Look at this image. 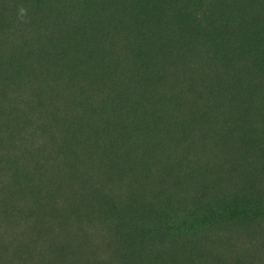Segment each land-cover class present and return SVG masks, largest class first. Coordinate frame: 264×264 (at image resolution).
I'll list each match as a JSON object with an SVG mask.
<instances>
[{"label": "trees", "instance_id": "16d2710c", "mask_svg": "<svg viewBox=\"0 0 264 264\" xmlns=\"http://www.w3.org/2000/svg\"><path fill=\"white\" fill-rule=\"evenodd\" d=\"M246 221L264 0H0V264H160ZM216 259L176 264H244Z\"/></svg>", "mask_w": 264, "mask_h": 264}, {"label": "rangeland", "instance_id": "374dc122", "mask_svg": "<svg viewBox=\"0 0 264 264\" xmlns=\"http://www.w3.org/2000/svg\"><path fill=\"white\" fill-rule=\"evenodd\" d=\"M236 179L234 178V180ZM248 223L249 221H246L245 227H224V229H217L216 231L211 230L208 235L193 236V234H189L186 236V239L181 240V244L163 256L162 263L160 264H176L181 258L195 260V258L201 257L206 260L211 254H217L216 260L218 261L230 259L235 254V260H241L244 264H264V223L260 224L261 227H254L256 224L248 226ZM227 228L229 231L226 230ZM235 231L236 234H240V241L233 239L232 235H234ZM230 235L231 238L229 237ZM219 240H224L226 244L235 246L236 251L234 254L226 250L218 251ZM232 242H235L236 245L232 244ZM245 243H247L248 247L243 245ZM178 248H181V253H179ZM157 254L160 253L157 252L152 256L162 257Z\"/></svg>", "mask_w": 264, "mask_h": 264}, {"label": "clouds", "instance_id": "9594fccd", "mask_svg": "<svg viewBox=\"0 0 264 264\" xmlns=\"http://www.w3.org/2000/svg\"><path fill=\"white\" fill-rule=\"evenodd\" d=\"M19 13H20L21 17H23L26 14V9L23 6H20Z\"/></svg>", "mask_w": 264, "mask_h": 264}]
</instances>
